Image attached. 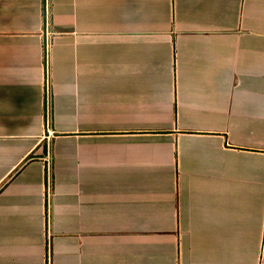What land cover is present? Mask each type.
I'll list each match as a JSON object with an SVG mask.
<instances>
[{
  "label": "crops",
  "instance_id": "obj_1",
  "mask_svg": "<svg viewBox=\"0 0 264 264\" xmlns=\"http://www.w3.org/2000/svg\"><path fill=\"white\" fill-rule=\"evenodd\" d=\"M48 2L0 0V264H264V0Z\"/></svg>",
  "mask_w": 264,
  "mask_h": 264
},
{
  "label": "built area",
  "instance_id": "obj_2",
  "mask_svg": "<svg viewBox=\"0 0 264 264\" xmlns=\"http://www.w3.org/2000/svg\"><path fill=\"white\" fill-rule=\"evenodd\" d=\"M48 6H49L48 0H44V11H45V13H47V11H48ZM50 44H51L50 35L48 34V32H46L45 36H44V44H43L44 53H45V63L46 64H47V56H48ZM48 102H49V98L47 100V104H48Z\"/></svg>",
  "mask_w": 264,
  "mask_h": 264
}]
</instances>
